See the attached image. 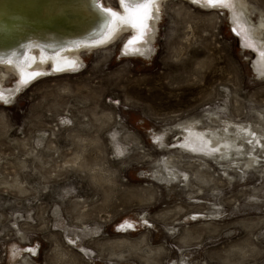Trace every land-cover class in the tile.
Segmentation results:
<instances>
[{
  "label": "rangeland",
  "instance_id": "obj_1",
  "mask_svg": "<svg viewBox=\"0 0 264 264\" xmlns=\"http://www.w3.org/2000/svg\"><path fill=\"white\" fill-rule=\"evenodd\" d=\"M245 1H164L143 55L127 30L73 72L0 71V264H264V0Z\"/></svg>",
  "mask_w": 264,
  "mask_h": 264
},
{
  "label": "bare ground",
  "instance_id": "obj_2",
  "mask_svg": "<svg viewBox=\"0 0 264 264\" xmlns=\"http://www.w3.org/2000/svg\"><path fill=\"white\" fill-rule=\"evenodd\" d=\"M118 1L120 2V0ZM164 1L166 0H155V6L151 18L147 21L148 26L143 39L129 45V40L138 35L137 31L129 27H121L110 38L108 35L101 36L99 32L102 21L85 6L73 3L60 8L49 2V0H0V52L8 53L10 50L15 49L22 53L19 59L6 55L3 60H0L1 76L4 77L6 73L14 72L20 78V85V83L29 84L38 75L48 76L47 73L50 69H48L47 64H51L50 66L56 74L73 72L75 65H78L81 61L82 52L102 49L103 46L109 45L127 30H130L131 37L126 40L127 45L126 47L123 46L125 47L124 50L132 54L143 55L156 37L154 33L159 25ZM193 1L206 2V0ZM230 1L227 0V3L229 4ZM236 1L247 13L250 12L249 4L245 0ZM99 3L102 8H110L121 15L124 14L121 6L120 8H114L112 5L107 6L102 0H99ZM205 6L208 7V5ZM148 30H151V32ZM262 31H264V14H261L258 20L256 35L259 37L262 35ZM29 40L34 41L35 44L27 48L19 47L21 44H27ZM57 66L61 68L60 71L55 70ZM3 67L6 70L2 69ZM31 73H38V75L27 79L25 82L23 80L24 75H30ZM0 94H2L0 101L4 104L12 96L10 91H3L1 88ZM232 124L235 123L232 122ZM256 126L255 129L263 128L264 124ZM245 130L247 135L250 133L248 138L254 137L255 132H251L250 129L242 126H238L234 131H236V135H239L244 133ZM218 141L220 140L217 138L210 140L213 145H216L215 143ZM257 162L256 157H250L248 161V163Z\"/></svg>",
  "mask_w": 264,
  "mask_h": 264
},
{
  "label": "snow or ice",
  "instance_id": "obj_3",
  "mask_svg": "<svg viewBox=\"0 0 264 264\" xmlns=\"http://www.w3.org/2000/svg\"><path fill=\"white\" fill-rule=\"evenodd\" d=\"M49 2L56 4L58 7L63 8L73 3L85 6L94 13L97 18L102 21L100 25L99 35H108L109 38L112 34L118 31L121 27H129L138 32V35L129 40V45L135 44L137 41L143 39L145 30L147 29V21L151 18L153 8L155 6V0H120V6L124 10V14H119L110 8H102L99 0H49ZM206 3L210 7L228 6L227 0H206ZM235 30V29H234ZM35 44L34 41L29 40L27 44H21L20 48L31 47ZM6 55H11L19 59L22 53L15 49L10 50L8 53L0 52V60H3ZM57 71H60L59 66L56 67ZM38 75V73L25 74L23 80L26 82ZM2 98V94H0Z\"/></svg>",
  "mask_w": 264,
  "mask_h": 264
}]
</instances>
